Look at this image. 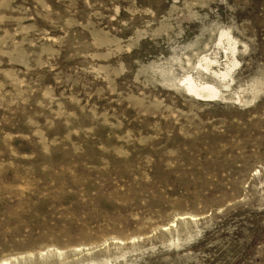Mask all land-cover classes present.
I'll use <instances>...</instances> for the list:
<instances>
[{"label": "rangeland", "instance_id": "obj_1", "mask_svg": "<svg viewBox=\"0 0 264 264\" xmlns=\"http://www.w3.org/2000/svg\"><path fill=\"white\" fill-rule=\"evenodd\" d=\"M8 260L264 264V0H0Z\"/></svg>", "mask_w": 264, "mask_h": 264}, {"label": "bare ground", "instance_id": "obj_2", "mask_svg": "<svg viewBox=\"0 0 264 264\" xmlns=\"http://www.w3.org/2000/svg\"><path fill=\"white\" fill-rule=\"evenodd\" d=\"M224 38L226 39V36H225ZM227 38H228V37H227ZM222 41H223V40H222ZM225 41L227 42V40H225ZM226 42H225V43H226ZM230 43H231V42H230ZM230 43H228V44H230ZM226 44H227V43H226ZM221 46H222V45H221ZM226 46H227V45H226ZM226 46H225V47H226ZM228 46H229V45H228ZM232 46H233V44H232ZM230 48H231V47L229 46V49H230ZM232 49H233V48H232ZM234 51H236V50L234 49ZM234 51H233V52H234ZM233 52L230 53L229 55L231 56V54L234 55V54L236 53V52H234V54H233ZM232 58H233V57H232ZM204 59H205V58H204ZM226 59H227V57H226ZM234 59H235V57H234ZM227 60H228V59H227ZM231 60H232V59H231ZM205 61H207V60H205ZM232 61H233V60H232ZM234 62H235V61H234ZM209 63H210V62H209ZM211 63H212V62H211ZM232 63H233V62H232ZM206 64H207V63H206ZM229 64H230V63H229ZM229 64H228V65H229ZM232 65H233V64H232ZM224 66H225V65H224ZM233 66H235V64H234ZM233 66H232V67H233ZM208 67H210V66H207V69H208ZM199 69H200V68H199ZM202 69H205V68H202ZM214 69H215V68H214ZM214 69H213V70H214ZM231 69H232V68H231ZM208 70H209V69H208ZM208 70H207V72H208ZM210 70H211V69H210ZM203 71H205V70H203ZM211 71H212V70H211ZM223 71H224V70H223ZM228 71H230V70H228ZM231 71H232V70H231ZM205 72H206V71H205ZM216 72H218V71H216ZM219 72H220V71H219ZM208 73H210V72H208ZM221 73H222V72H221ZM217 74H218V73H217ZM229 74H230V72H229ZM218 75L220 76V74H218ZM218 75H216V77H217ZM221 75H222V74H221ZM225 76H226V72H225V74L223 73L222 77H224V78H222V79H225ZM227 76H228V75H227ZM229 76H230V75H229ZM214 77H215V76H214ZM220 77H221V76H220ZM217 78H218V77H217ZM196 80H197V79H196ZM199 80H200V79H199ZM212 80L214 81V79H212ZM231 80H232V79H231ZM218 81H219V80H218ZM224 81H225V80H224ZM200 82H201V81H200ZM200 82H199V83H200ZM202 82H203V81H202ZM219 82H220V81H219ZM222 82H223V81H222ZM225 82H226V81H225ZM225 82H224V83H225ZM231 82H232V81H231ZM197 83H198V82H197ZM224 83H223V84H224ZM228 83H229V82H228ZM228 83H227V84H228ZM202 84H203V85H207V87H208V83H207V84L202 83ZM186 85H187V84H186ZM188 85H189V83H188ZM184 86H185V85H184ZM197 86H199V85H197ZM201 86H202V85H201ZM225 86H226V88H227V85H225ZM225 86H224V87H225ZM199 87H200V86H199ZM211 87H212V86H211ZM184 88H185V87H184ZM186 88L189 89L188 92H189V91H193V90H197L196 87H195V85H189V86L186 87ZM203 89H205V88H203ZM209 90H210V92H211V93L213 94V96H214V95H215L214 93H216L215 90L212 89V88H208V91H209ZM217 90H218V89H217ZM186 91H187V90H186ZM185 93H186V92H185ZM193 93H194V91H193ZM194 95H198V94H194ZM208 96H209V95H208ZM210 96H211V95H210ZM216 96H217V95H216ZM237 97H238V96H237ZM198 98H199V97H198ZM203 98H204V97H203ZM203 98H202V99H203ZM211 98H212V97H211ZM206 100H207V98H206ZM238 101H239V100H238ZM241 101H242V100H241ZM241 101H240V102H241ZM14 260H15V259H14ZM13 262H14V261H13ZM9 263H10L9 260H8V261L0 262V264H9Z\"/></svg>", "mask_w": 264, "mask_h": 264}]
</instances>
